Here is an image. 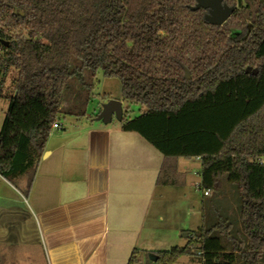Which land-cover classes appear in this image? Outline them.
Wrapping results in <instances>:
<instances>
[{"label":"trees","instance_id":"16d2710c","mask_svg":"<svg viewBox=\"0 0 264 264\" xmlns=\"http://www.w3.org/2000/svg\"><path fill=\"white\" fill-rule=\"evenodd\" d=\"M222 1L236 11L213 27L193 11L196 0H0L1 177L26 182V195L50 126L87 116L101 73L120 82L127 110L139 108L121 132L141 137L165 166L201 160L203 226L182 232L184 247L149 253L152 264H264V0ZM46 76L62 82L55 105L36 100L33 85ZM17 106L14 127L29 117L42 132L7 166ZM169 175L158 184L175 186ZM128 264H143L141 252Z\"/></svg>","mask_w":264,"mask_h":264},{"label":"crops","instance_id":"0c3cea01","mask_svg":"<svg viewBox=\"0 0 264 264\" xmlns=\"http://www.w3.org/2000/svg\"><path fill=\"white\" fill-rule=\"evenodd\" d=\"M111 100L122 103L125 118H136L121 97ZM19 111L17 106L3 142L2 160L7 166L42 132L38 121L29 117L20 119L15 128ZM112 121H98L95 111L67 127L59 119L62 130L51 125L26 195L20 190L26 182L16 188L0 178L2 264H128L134 250L141 252L142 261L144 254L158 252L157 246L165 241V234L157 239L152 233L165 221L163 204H154L159 192L161 199H189L201 205L202 195L194 194L200 192V159L165 166L159 152L138 135L121 132L120 124ZM189 163H199V169L193 172ZM169 171L177 184L159 185L161 175L165 181ZM192 176L197 178L193 191L179 192ZM184 223L175 217L167 226L179 232ZM159 230L165 232V226Z\"/></svg>","mask_w":264,"mask_h":264},{"label":"rangeland","instance_id":"374dc122","mask_svg":"<svg viewBox=\"0 0 264 264\" xmlns=\"http://www.w3.org/2000/svg\"><path fill=\"white\" fill-rule=\"evenodd\" d=\"M97 82H94V88L90 92V104L87 108V114L91 113V115L94 114L95 111L99 112L98 106L99 103L102 105L103 101L101 100L104 95H108L113 99H116L118 97H121V84L118 80L115 79H105L103 78L102 74H98L96 78ZM39 84V85H38ZM33 87H36L35 89V96H38L39 101L46 102V100L53 98V105L55 102L56 95L60 92V89L62 87V82L60 81L59 78H55L52 76H46L42 78V80H39V83H36L33 85ZM51 100V99H50ZM42 103V102H41ZM133 110V118L138 117L140 115L139 113V108L138 107H131ZM7 109V104L5 102L0 103V131H1V126L4 118V114ZM95 110V111H94ZM78 120L77 118L73 117H63L62 121L64 122L65 126L67 127L68 124L72 123V121ZM59 120H57L55 123L57 124ZM120 122L114 118L112 121L113 125H118ZM181 163H186V161ZM187 164V163H186ZM193 172L199 169V163H189L188 164ZM197 178L195 176L189 177L186 187H181L179 192L184 191L186 195L189 193L190 190L193 191V183L192 182H197ZM176 191V190H175ZM161 192H159V196L157 194L155 198V206L158 205V203L163 204V209L165 208V221L162 222L163 225L158 226L157 228L161 229L162 226H165V232L162 230V232L158 229L154 228V231L152 232L154 237L157 239L162 237L164 234L165 236V241H163L159 246H157L158 252L160 251H169L170 249L174 247H184L186 242L185 240L181 239V234L183 231H197L202 228L203 222H202V206L196 201L193 200H182V199H177L175 197H171L168 200L161 199ZM192 193V192H191ZM194 194L196 197L200 198V195H202L201 192H195ZM186 202V204L184 203ZM184 204V205H183ZM189 204V205H188ZM175 217H179L182 219H185L184 225L181 227V231L176 232L175 230L172 231L169 230V221ZM183 224V223H182ZM148 226V223H147ZM179 227V226H178ZM146 234V231L144 232ZM142 261L144 264H150L149 263V257L148 254H144L142 256ZM177 264H193L190 262L189 259L183 258L181 259Z\"/></svg>","mask_w":264,"mask_h":264},{"label":"water","instance_id":"95a60500","mask_svg":"<svg viewBox=\"0 0 264 264\" xmlns=\"http://www.w3.org/2000/svg\"><path fill=\"white\" fill-rule=\"evenodd\" d=\"M200 10L205 12L204 21L207 25L221 27L233 16L236 8L228 7L222 0H196V7L193 8V11ZM18 15L24 16L22 13ZM100 110L98 121L104 124H109L114 117L119 122L123 118L122 103L119 101L110 100L108 103L100 105Z\"/></svg>","mask_w":264,"mask_h":264},{"label":"built area","instance_id":"2783aa9c","mask_svg":"<svg viewBox=\"0 0 264 264\" xmlns=\"http://www.w3.org/2000/svg\"><path fill=\"white\" fill-rule=\"evenodd\" d=\"M53 129L54 130H62V127L58 124L57 125L55 124V125H53ZM0 178H1V174H0ZM208 194H209V191H204L202 193V195H204L205 197L208 196Z\"/></svg>","mask_w":264,"mask_h":264}]
</instances>
